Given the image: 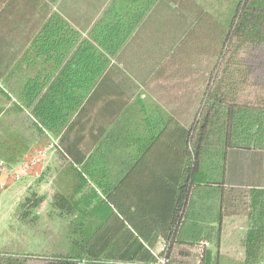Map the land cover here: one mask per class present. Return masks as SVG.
Wrapping results in <instances>:
<instances>
[{"label": "trees", "instance_id": "obj_1", "mask_svg": "<svg viewBox=\"0 0 264 264\" xmlns=\"http://www.w3.org/2000/svg\"><path fill=\"white\" fill-rule=\"evenodd\" d=\"M45 1L48 17L25 55L48 66L6 85L28 115L0 117V130L15 129L0 131V159L8 172L18 166L29 150L24 128L40 145L54 141L51 201L67 221L66 246L1 250L0 264H264V0L190 2L202 10L156 77L204 79L191 115L172 99H109L114 85L100 84L158 0H113L88 40L51 12L58 0ZM235 221L239 257L221 251Z\"/></svg>", "mask_w": 264, "mask_h": 264}, {"label": "crops", "instance_id": "obj_2", "mask_svg": "<svg viewBox=\"0 0 264 264\" xmlns=\"http://www.w3.org/2000/svg\"><path fill=\"white\" fill-rule=\"evenodd\" d=\"M112 1L84 0L79 4L78 0H58L52 5L51 12L59 14L81 34L82 39L88 40V31ZM181 1L158 0L144 16L128 41L109 58V68L100 80L102 87L104 84L114 85V88L110 89L113 95H110L109 99L115 98L117 94L120 95L119 98L125 99L123 93H126L127 97L130 96V100H133L139 94L140 98L145 101L157 99L160 101L157 103L162 106L167 105L172 99L177 101L178 107L182 106L190 115L194 113L203 78L197 79L195 76L193 81H188L187 79L181 80L178 76L165 75L159 79L156 77L157 70L169 62L181 35L190 27L189 21L192 18H190V13L188 15L181 13ZM47 17L48 5L45 0H0V117L7 119L11 115L13 118L14 114L11 113L13 110L25 117L28 115L26 111L23 113L18 111L16 98L10 94L6 85L30 80L34 78L37 69L48 66V62L40 58L32 56L26 59L25 55L38 28ZM182 20L185 23L184 28L181 27ZM98 110H100L98 106L88 108L84 122L88 115L96 116ZM106 110L101 113L100 120L93 122L95 127L105 121ZM114 115L117 116L118 112ZM14 130L4 126L0 131L7 132L8 135ZM31 132L35 137V130L24 128V139L27 138L29 150L22 159L15 161L18 165L41 146L37 141H33L34 138L31 139ZM86 133L82 132L84 140L88 141ZM45 138L48 139L44 136V141ZM52 154L53 150L48 154L46 161ZM2 161L7 163L6 160ZM45 173L48 174V169ZM5 179H8L7 193L16 190L19 185L23 184V188L30 185V183L27 184L28 177L18 181L19 183L12 181L8 176H3L1 180L5 181ZM49 181L51 185V175Z\"/></svg>", "mask_w": 264, "mask_h": 264}, {"label": "rangeland", "instance_id": "obj_3", "mask_svg": "<svg viewBox=\"0 0 264 264\" xmlns=\"http://www.w3.org/2000/svg\"><path fill=\"white\" fill-rule=\"evenodd\" d=\"M78 1L80 4L84 0ZM195 1L199 6H202L205 3L204 0H182V3L180 4V11L183 15H188L190 13V18H192V22H189L191 23L190 26L202 10L191 5V3L193 4ZM212 1L213 3L211 4ZM216 2L217 0H207V3L212 5V7H216ZM212 7L210 6V9ZM222 13L223 25H225L226 19L228 23L230 21L232 14L231 6L228 11L226 10V7H224ZM181 27H185L184 20L181 21ZM261 60H264V49L261 52ZM262 75H264V68ZM50 142L49 139H45L44 143L35 151L31 152V154L23 161L30 159L37 151L44 149L46 146L49 147ZM51 161L50 157L46 163L43 164L44 166L42 169L39 168L28 176L29 180L27 184L30 183V185L23 188L24 186L22 184L17 186L18 188L11 192L7 193L6 189L1 192L0 251L5 250L16 253L48 254L49 252H57L62 248H65L66 245L62 242L64 241L67 221L55 214L54 209L56 207L51 201L52 190L49 179L53 172L52 169H54V166L49 164ZM46 168L48 169V174L45 173ZM23 179L25 178H22L21 180ZM5 181L7 182L8 179H5ZM36 203H39L38 206H36ZM241 228V222L235 221L234 223L229 224L226 229L228 231L227 236H225L224 242L221 246V251L223 253L228 254L231 257H239L241 255V250L235 241V233L237 234V231Z\"/></svg>", "mask_w": 264, "mask_h": 264}, {"label": "built area", "instance_id": "obj_4", "mask_svg": "<svg viewBox=\"0 0 264 264\" xmlns=\"http://www.w3.org/2000/svg\"><path fill=\"white\" fill-rule=\"evenodd\" d=\"M53 146L54 144L51 141L49 147L46 146L44 149L37 151L33 157L26 161H23L21 165H18L10 172L6 170L5 163L0 160V194L3 190L6 189V181L1 180L3 176H8L12 181L17 182L22 178L28 177L37 169H42L44 166L43 164L48 157V154L53 150ZM204 246H207V244L204 243Z\"/></svg>", "mask_w": 264, "mask_h": 264}]
</instances>
